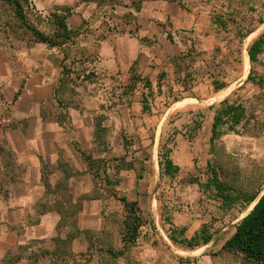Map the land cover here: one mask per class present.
<instances>
[{"label": "rangeland", "instance_id": "rangeland-1", "mask_svg": "<svg viewBox=\"0 0 264 264\" xmlns=\"http://www.w3.org/2000/svg\"><path fill=\"white\" fill-rule=\"evenodd\" d=\"M95 1L103 13L94 22V28L101 31L91 42L92 48L107 30H123L127 15L115 6V0ZM180 1L189 8V4L205 0ZM224 2L235 6L224 9L215 5ZM212 3L220 21L213 27L211 53H191L195 50L191 48L170 71L160 69L143 78L135 71L108 74L96 69V55L84 53L85 39L75 36L59 47L57 102L64 111L92 115L94 135L81 132V144L73 141V145L76 148L78 143L92 157L94 168L90 170L82 155L69 153L58 169L45 165V194L38 204L62 211L58 228L63 237L42 243L32 264H245L240 254L222 250V246L251 209L253 203L245 204L242 199L264 191V45L257 61L245 65L250 45L264 31V0ZM33 5L30 0L26 7L30 21L52 33L54 10L41 11ZM252 9L254 21L251 14H242ZM130 14L127 27L136 32L137 15ZM256 20L263 23L258 25ZM161 30L174 37V29L168 25ZM32 43V33L21 25L13 8L0 0V46ZM251 72L252 79L247 80ZM215 82H225L227 87L216 91ZM225 99L243 104L246 115L233 129L224 125L222 135L212 142L214 117ZM61 121L69 122L66 118ZM166 153L180 168L175 175L165 174L160 167ZM214 173L228 193L239 197L231 206L223 203L213 184ZM82 190L88 192L74 199L71 191ZM124 196L138 202L145 224L125 254L114 257L105 250L117 247L126 231ZM86 199L99 200L101 230L89 233L79 228V210ZM33 216L30 222L37 221L38 215ZM203 226L213 236L208 244L189 248L170 239L171 235L184 237L180 235L183 228L185 236L192 237ZM75 236L82 238L76 251ZM95 247L100 251L99 263L89 251ZM81 253L87 254L83 260L78 257ZM12 263V257L0 262Z\"/></svg>", "mask_w": 264, "mask_h": 264}, {"label": "crops", "instance_id": "crops-1", "mask_svg": "<svg viewBox=\"0 0 264 264\" xmlns=\"http://www.w3.org/2000/svg\"><path fill=\"white\" fill-rule=\"evenodd\" d=\"M115 3L117 8L127 12L123 17L126 27L107 30L92 48L91 42L96 41L95 36L101 31L94 28V22L103 13L100 3L95 0H34L41 11L70 9L68 27L78 38L85 39L83 45L87 49L83 52L96 55V69L108 74L135 71L141 78L152 76L160 69L170 71L177 59L191 48L195 49L191 53L210 54L213 27L216 28L220 21L215 17L213 6L224 9L235 6L228 2L213 5L212 0L197 5L194 2L189 8L183 7L180 0H145L144 6L143 0H115ZM130 13L137 15L136 32L127 27L131 23L127 18L132 17ZM246 13L251 14L249 18L253 20L255 11L242 14ZM256 21L258 25L263 23ZM166 25L174 29V37L161 30ZM189 29L191 32L187 31ZM60 52L59 47L40 42L30 46H0V262L12 257L13 264H32L42 243L63 237L58 228L62 211L38 204L45 194L44 167L58 169L68 153L81 156L73 141L81 142V132L94 135L92 115L74 109L64 111L57 102ZM226 94L227 90L219 98ZM61 118L69 122L63 123ZM74 180V177L70 179ZM71 192L77 199L88 191ZM142 197L139 194V198ZM33 215H38L36 222H30ZM79 228L89 233L103 228L99 200L84 201L79 210ZM81 239L75 236V251ZM89 244L86 242L85 251ZM117 247L123 248L121 239ZM89 251L93 261L99 263L98 248Z\"/></svg>", "mask_w": 264, "mask_h": 264}, {"label": "trees", "instance_id": "trees-1", "mask_svg": "<svg viewBox=\"0 0 264 264\" xmlns=\"http://www.w3.org/2000/svg\"><path fill=\"white\" fill-rule=\"evenodd\" d=\"M8 3L14 10L15 17L21 22V25L34 36V43H46L51 47H61L76 36V32H72L67 24V18L71 11L67 8L56 9L52 14L53 31L46 33L32 23L28 17L26 7L30 0H3ZM33 9L36 6L33 5ZM264 45V32L253 41L249 48V57L252 63L256 62L258 55L262 52ZM252 79V72L249 74L247 80ZM140 80V79H139ZM215 89L219 91L227 87L225 82H215ZM221 108L217 110L214 117L212 127L211 141H215L223 133L222 127L229 125L233 129L239 125L245 115L246 107L241 103H230L228 99L223 100ZM144 109H146V102H144ZM100 129V127H99ZM77 151L89 162L90 170L93 171L92 157L82 150L78 143H75ZM162 171L167 175H175L179 171V166L176 165L173 159L166 153L163 160L160 161ZM213 184L218 190L223 203L226 206H231L239 197H234L228 193L224 185L218 179L217 173H214ZM260 193L244 197L242 200L245 204L251 205ZM122 203L127 210L128 215L125 220V233H122L123 248L116 251L113 247L106 248L105 252L114 257H121L125 254L128 246L138 239L140 236V229L145 224V219L138 202L130 201L127 197L121 198ZM86 231V230H85ZM87 232V231H86ZM180 235L184 236L178 239L175 235H171L170 239L177 244H182L189 248L208 244L212 241L213 236L207 231L206 226H203L200 232L196 233L191 238L184 234V228L180 230ZM70 239V238H69ZM102 250V248H101ZM222 250L240 254L246 263L264 264V193L259 197L253 209L244 216L235 227L233 235L225 241ZM87 254H79L80 260ZM180 262L183 258L180 257ZM190 260V259H187ZM77 262V261H75ZM13 264V263H12Z\"/></svg>", "mask_w": 264, "mask_h": 264}, {"label": "bare ground", "instance_id": "bare-ground-1", "mask_svg": "<svg viewBox=\"0 0 264 264\" xmlns=\"http://www.w3.org/2000/svg\"><path fill=\"white\" fill-rule=\"evenodd\" d=\"M253 38V37H252ZM247 55H248V58L246 57V60H245V65H246V67L248 66V63H250L249 61H250V57H249V53L247 52ZM249 67V66H248ZM220 96L219 97H221L222 95H223V92H221L220 94H219ZM253 205H254V202H253V204H252V206H251V209L253 208ZM251 209L249 210V212L251 211ZM248 213V212H247ZM246 213V214H247Z\"/></svg>", "mask_w": 264, "mask_h": 264}, {"label": "water", "instance_id": "water-1", "mask_svg": "<svg viewBox=\"0 0 264 264\" xmlns=\"http://www.w3.org/2000/svg\"><path fill=\"white\" fill-rule=\"evenodd\" d=\"M263 193H264V191H263V192H262V193L259 195V197H260V196H261ZM259 197H258V198H257V199L254 201V205H253V207H254V206H255V204L257 203V201H258ZM252 209H253V208H252ZM252 209H251V210H252ZM248 213H249V212H248ZM248 213H247V214H248ZM247 214H246V215H247ZM246 215H244V216H246Z\"/></svg>", "mask_w": 264, "mask_h": 264}]
</instances>
